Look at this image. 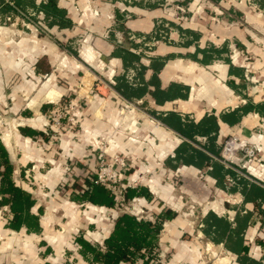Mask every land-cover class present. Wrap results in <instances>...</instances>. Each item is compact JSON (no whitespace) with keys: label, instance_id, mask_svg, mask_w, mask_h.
I'll use <instances>...</instances> for the list:
<instances>
[{"label":"crops","instance_id":"crops-1","mask_svg":"<svg viewBox=\"0 0 264 264\" xmlns=\"http://www.w3.org/2000/svg\"><path fill=\"white\" fill-rule=\"evenodd\" d=\"M9 1L0 145L40 230L10 229L2 206L0 264H93L79 240L103 253L124 213L160 224L159 264H264V0ZM67 96L82 105L79 129L51 148L46 117ZM121 99L140 120L110 156L127 157L123 182L150 200L119 188L110 208L76 201L95 177L90 140L113 131ZM231 136L256 144L255 158L224 165Z\"/></svg>","mask_w":264,"mask_h":264},{"label":"trees","instance_id":"trees-1","mask_svg":"<svg viewBox=\"0 0 264 264\" xmlns=\"http://www.w3.org/2000/svg\"><path fill=\"white\" fill-rule=\"evenodd\" d=\"M12 172L13 167L8 154L0 145V208L8 207L12 216L9 222L10 229L18 230L24 227L29 231L38 232L40 230L38 216L31 214L34 200L29 192L15 185L12 181ZM135 197L150 200V195L144 188L124 190V201ZM73 199L106 208L116 204L112 192L105 186L95 183L83 189L81 194L75 195ZM163 214L166 217L171 215L165 210ZM159 231L160 224L157 222L124 213L116 219L110 235L105 239L103 253L92 244L79 240L80 254L84 257L91 254L93 264H136L138 260H141L140 264H155L151 252L156 245Z\"/></svg>","mask_w":264,"mask_h":264},{"label":"built area","instance_id":"built-area-1","mask_svg":"<svg viewBox=\"0 0 264 264\" xmlns=\"http://www.w3.org/2000/svg\"><path fill=\"white\" fill-rule=\"evenodd\" d=\"M7 3H11L9 0H5ZM121 105L125 107V110H128L129 113L134 114L135 112H139L138 103H133L125 99H121ZM77 108L72 101L64 102L61 105H58V109L55 112L47 115V130L46 134L49 136L53 146L54 143L57 142L59 135L64 129L63 121L66 118L67 121H70L71 125H73V120L70 119L69 115L72 114L74 117V110ZM78 113V111H77ZM144 116L149 120L152 124L160 125V122L149 116L146 112H144ZM94 154L96 156V169H95V177L92 183L101 184L108 188L113 194L120 188L121 190H125L129 186H133L132 182H123L125 172L127 170L126 160L119 155L115 154L110 156L109 161L106 160L105 152L102 147L97 142L91 143ZM259 152V147L256 144H249L246 141H241L236 136H231L227 138L221 147L220 154L218 159L227 167H229L234 162L242 160L251 161L255 158V156ZM239 156L240 159L237 157ZM238 158V159H237ZM152 258H154V262L159 264L158 255L154 250L151 253ZM141 260L137 261V264H140Z\"/></svg>","mask_w":264,"mask_h":264},{"label":"rangeland","instance_id":"rangeland-1","mask_svg":"<svg viewBox=\"0 0 264 264\" xmlns=\"http://www.w3.org/2000/svg\"><path fill=\"white\" fill-rule=\"evenodd\" d=\"M49 79L50 80L53 79L50 74H45L42 77L43 82L49 81ZM67 101H72L75 105H77V108L73 111L74 117H72L71 113L69 115H67V117L69 116L70 119L73 120V125H71L70 121H67L66 118L64 119V121H63L64 129L61 132V134L59 135V138L61 135L66 134L68 131H77L79 129L77 117L79 116V114L82 110V105L79 101H76L75 98H73V97L67 96L66 98L64 97L63 99H61V101L59 103H57V105H55L56 109L51 110L47 115H49L52 112L57 111L58 105H61ZM77 111H78V113H77ZM135 117H138V120H140L139 119L140 116H139L138 112H135L134 114L129 113L128 110H125V107H123V105H121V102H119L116 120L113 124V131L110 132L109 134H106V135H101V134L97 135L96 134L97 136H95V134H94L92 136V138L90 140L91 143L97 142L99 145L101 144L100 146L102 147V149L105 152V157H106L107 161H109V159H110V155H111L112 150L117 146V138L116 137L119 136V134L123 135L125 138L130 137V136H127V133L132 130V124H133L132 119ZM1 123H2V119L0 118V124ZM54 144L55 145L53 146V144L51 142V144H50L51 148H55L57 142H55ZM120 157L124 158L126 160V163L128 164L127 157H123V156H120Z\"/></svg>","mask_w":264,"mask_h":264}]
</instances>
